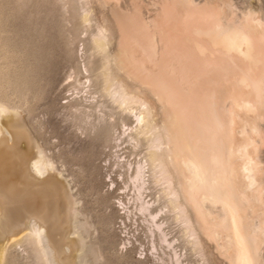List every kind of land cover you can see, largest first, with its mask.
<instances>
[{"label":"bare ground","instance_id":"bare-ground-1","mask_svg":"<svg viewBox=\"0 0 264 264\" xmlns=\"http://www.w3.org/2000/svg\"><path fill=\"white\" fill-rule=\"evenodd\" d=\"M183 2L180 32L188 36L179 41L162 34L161 58L154 57L153 42L136 20L118 17L121 40L114 55L105 52L107 43L95 42L100 39L96 35L94 49L103 55V62L94 80L103 98L134 118L136 126L128 129L127 138L136 148L143 143L145 154L132 168L126 164V171H131L128 181L135 191L133 206L156 235L151 250L162 245L170 250L162 264H187L190 259L182 252L199 254L201 237L211 240L218 252L224 251L228 264H261L256 251L264 240V199L258 193L264 186V161L259 159L264 144L262 28L249 14L241 24L227 23L215 7ZM181 4L182 0H170L169 13L180 16L174 9ZM147 61L154 71L147 69ZM234 70L237 78L230 81L227 76ZM132 83L159 103L162 118L156 125L145 101L124 92L125 85ZM7 110L0 103V264H7L12 246L24 242L32 243L37 260L44 264H71V247L80 240L55 244L49 228L53 225L49 216L60 207L57 201L65 193L64 185L53 176L54 168L41 152L31 157L28 143L21 147L27 137L14 121L17 116ZM151 184L160 187L158 198L146 202L144 193ZM15 203L42 215L23 235L20 222L13 218ZM71 212L73 217V208ZM168 223L180 227L179 237L167 239ZM178 240L181 244L173 245ZM16 260L12 259L14 264Z\"/></svg>","mask_w":264,"mask_h":264},{"label":"rangeland","instance_id":"rangeland-1","mask_svg":"<svg viewBox=\"0 0 264 264\" xmlns=\"http://www.w3.org/2000/svg\"><path fill=\"white\" fill-rule=\"evenodd\" d=\"M167 3L170 0H0V103L7 107L8 115L17 116L14 121L27 137L21 147L28 143L31 157L41 152L52 164L53 176L64 185L65 193L61 192L57 201L60 207L58 204L53 216H49V225L53 224L49 228L53 230L55 244L80 240V244L74 243L77 248L71 247L72 255L65 253L74 258L71 264H162L168 259L170 250L165 245L151 250L156 245V235L150 233L152 227L132 202L135 191L128 181L131 171H126V164L132 168L141 161L144 146L140 143L136 148L127 138L128 129L136 126L134 118L120 113L98 92L94 75L100 69L103 55L93 44L99 36L95 42L100 41L103 46L107 43L104 47L107 54L116 53L121 40L120 16L138 22L139 30L145 31L153 42L154 57L161 58L162 34L176 36L179 41L188 36L180 32L185 3L182 0L174 9L178 14L181 12L178 17L169 13L173 8H168ZM208 5L215 7L227 23L241 24L242 17L249 14L264 36V0H194L197 8ZM101 36L106 38L103 40ZM145 65L150 71L155 70L151 62ZM237 74L234 70L227 77L232 81ZM125 87L123 90L129 97L145 101L153 124L159 123L162 117L156 98L137 83ZM260 154L259 159L264 161V144ZM152 185L148 186L152 192L144 193L146 202L158 198L160 187ZM258 189L264 199V186ZM14 206L13 218L20 222L21 235L33 222L38 224L42 219V215L18 203ZM71 208L75 211L73 217ZM168 227H164L169 233L167 239L179 237L177 224L168 223ZM45 231L49 233L48 229ZM179 242L173 245H180ZM198 249L202 250L201 256L182 252L190 259L187 264H228L222 255L224 251L218 252L211 240L201 237ZM8 254L7 264H14V258L15 264H44L37 260L30 242L12 246ZM256 255L262 256L260 263L264 264V240Z\"/></svg>","mask_w":264,"mask_h":264}]
</instances>
